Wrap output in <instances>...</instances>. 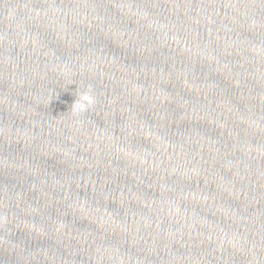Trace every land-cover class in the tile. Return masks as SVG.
I'll use <instances>...</instances> for the list:
<instances>
[{"label":"water","instance_id":"water-1","mask_svg":"<svg viewBox=\"0 0 264 264\" xmlns=\"http://www.w3.org/2000/svg\"><path fill=\"white\" fill-rule=\"evenodd\" d=\"M0 264H264V0H0Z\"/></svg>","mask_w":264,"mask_h":264},{"label":"clouds","instance_id":"clouds-1","mask_svg":"<svg viewBox=\"0 0 264 264\" xmlns=\"http://www.w3.org/2000/svg\"><path fill=\"white\" fill-rule=\"evenodd\" d=\"M95 104V96L91 91H85L71 105L74 115L88 111Z\"/></svg>","mask_w":264,"mask_h":264}]
</instances>
